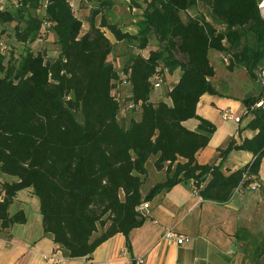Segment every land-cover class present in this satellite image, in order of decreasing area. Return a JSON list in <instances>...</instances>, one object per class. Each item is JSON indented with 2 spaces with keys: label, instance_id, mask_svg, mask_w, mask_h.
Wrapping results in <instances>:
<instances>
[{
  "label": "trees",
  "instance_id": "trees-1",
  "mask_svg": "<svg viewBox=\"0 0 264 264\" xmlns=\"http://www.w3.org/2000/svg\"><path fill=\"white\" fill-rule=\"evenodd\" d=\"M6 1L1 30H12L21 49L13 58L14 49L0 40L6 45L0 49V173L14 178L0 188L2 228L25 222L24 212L10 214L9 206L19 190L32 188L43 232L57 249L68 258L90 257L116 233L130 246V232L148 215L138 205L181 181L191 180L200 197L220 203L239 185L260 181L264 107L251 105L263 90L243 98L247 111L238 122L246 120L238 132L254 135L230 138L212 163L196 160L216 130L197 114L200 97L218 93L210 50L229 54L228 69L242 66L253 80L264 66L259 0H203L209 19L189 13L199 0H127L129 9H140L135 33L114 19V0L93 1L86 29L70 0ZM103 29L137 49L121 71L110 60L114 43ZM49 34L58 46L55 57L41 48ZM176 70L168 100L152 101L153 75L161 73L165 81ZM121 83L129 86L127 101L115 94ZM129 101L140 116L124 124L119 115ZM191 118L198 120L194 130L184 125ZM232 150L251 152L253 159L226 173L223 162ZM151 156L166 178L143 195ZM259 250L264 255V245Z\"/></svg>",
  "mask_w": 264,
  "mask_h": 264
},
{
  "label": "crops",
  "instance_id": "crops-1",
  "mask_svg": "<svg viewBox=\"0 0 264 264\" xmlns=\"http://www.w3.org/2000/svg\"><path fill=\"white\" fill-rule=\"evenodd\" d=\"M134 28L133 32L129 28L124 30L135 33ZM178 77L176 70L166 80L175 83ZM254 90L247 95L256 92ZM224 109L234 110L232 102L220 103L213 94L205 93L198 102L197 114L215 124L212 113L215 111L218 116ZM245 123V119L242 125L237 123L236 131L226 133L220 141H214L215 130L209 144L196 154L198 163L216 161L218 148L225 147L232 137L237 141L252 137L255 131L250 129L238 132V127L242 128ZM197 124L196 118L184 122L193 130ZM215 126L217 128V124ZM155 158L151 156L146 163L147 177L141 186L143 195L166 178L165 168H155ZM252 159L251 152L232 150L222 169L229 173ZM13 179L0 173L2 182ZM263 179L264 157L259 174L261 186L250 189L247 184H242L224 203L203 199L193 191L191 180L181 181L147 200V218L130 232V246L125 235L116 233L102 242L90 257L75 258L66 257L61 249H57L52 237L43 232L39 200H36L32 188H25L16 193L9 206L10 214L22 210L25 222L7 228L0 226V264H136L135 259L139 257L140 264H264V255H259V247L264 245ZM15 200H18L19 207L12 209ZM168 230L183 235L184 241L178 243L175 237H166ZM50 255L60 261L50 260Z\"/></svg>",
  "mask_w": 264,
  "mask_h": 264
},
{
  "label": "rangeland",
  "instance_id": "rangeland-1",
  "mask_svg": "<svg viewBox=\"0 0 264 264\" xmlns=\"http://www.w3.org/2000/svg\"><path fill=\"white\" fill-rule=\"evenodd\" d=\"M83 1V2H82ZM94 0H70L71 4L74 5V8H77L75 10V13L80 16V18L84 19V29L87 26V23L85 22L86 16L89 13L90 5L93 3ZM115 4L112 7L114 19L120 23V26L123 29H128L133 32L135 29V20L136 15L140 12V9L138 7H135L133 9H129L127 5V0H114ZM9 2L6 0H3V4H0V8L4 9L9 6ZM190 14H204L208 17V7L203 2V0H199L198 4L195 7H192L189 9ZM0 25V40L4 41L11 49L13 50V55L17 56L19 54V51L21 48H19L16 45V40L13 37V31L10 30L11 34H8L9 29L5 28L4 30H1ZM105 31V34L110 38V40L114 43L113 51L110 55V60L113 61L114 66L119 71L122 70L123 65L128 57L129 52L136 51V48H130L128 47L124 42L116 41L114 36L106 29H103ZM43 45L41 48H43L46 53L49 55V57H55L58 52V46L55 43V36L54 34H49L46 40L43 41ZM155 42L152 41L150 47H154ZM38 48L37 46H33ZM145 55H147L148 51H143ZM225 54L221 52H216L214 50H210L209 52V58L211 63L214 65L215 68V75L211 78L212 83L214 86L219 90L217 94H213L215 99H217L220 103H225L227 101H231L234 110L230 109L232 113L235 115H240L241 112L244 110L245 105L243 103V98L247 96L249 92H252L253 89H255L253 94L249 95H256L259 94L263 90V86L259 82L258 79V71H256V80H253L246 70L242 66H235L233 69H228L227 64L223 60V56ZM170 78V77H168ZM171 80V79H170ZM169 80V81H170ZM174 83L172 81L168 82V79L163 81L161 83V86L156 91L153 92L151 96L152 101H158V100H168L166 97V91L169 89ZM129 93V86L123 85L122 83L120 85L116 84L115 86V94L118 96L121 100L127 98V94ZM137 107L127 109L126 107L122 108V111L119 115V118L121 121L124 122V124H127L130 120V117L134 115L136 119L139 118ZM212 118L215 124H217L216 128V135L214 138V141H220L226 133H233L236 130V125L238 126L237 122L229 119L223 118L222 114L216 115L215 111L212 113ZM244 123V120L241 122V125ZM151 178H153L151 176ZM264 180V179H263ZM148 183V181H147ZM2 181H0V188H1ZM36 200L38 201L37 196L35 195ZM18 200L14 201V204L12 206V209L18 208ZM101 229L99 228L98 234L100 233ZM96 233V234H97Z\"/></svg>",
  "mask_w": 264,
  "mask_h": 264
},
{
  "label": "built area",
  "instance_id": "built-area-1",
  "mask_svg": "<svg viewBox=\"0 0 264 264\" xmlns=\"http://www.w3.org/2000/svg\"><path fill=\"white\" fill-rule=\"evenodd\" d=\"M258 8H259V12H260V15L264 21V0H259L258 2ZM0 49L2 51H4L6 49V45L2 42H0ZM230 58L231 56L228 54V55H224L223 56V60L226 64H229L230 63ZM258 79H259V82L261 83V85L263 86V91H264V66L261 67L258 71ZM163 76L161 73H155L152 77V81H153V85H154V88L157 89L161 86V83L163 81ZM124 83H126V80H123ZM130 94L128 93L127 94V97L129 96ZM257 106H263L264 107V94L258 99L256 100L252 105H251V108H254V107H257ZM136 108L138 107V105L136 106L132 101H129L128 105H127V109H131V108ZM247 109L246 107L244 108L243 112L240 114V115H235L234 113L231 112L230 109H224L221 114L223 116V118L225 119H229V120H233L235 122H239L240 119H241V115L246 112ZM247 184V187L250 188V189H257L261 186V182L258 181V180H253V181H250ZM242 185V184H241ZM239 185L235 190L234 192H236L237 190L240 189V186ZM193 191L198 194L197 192V189L195 187H193ZM233 192V193H234ZM148 208H149V203L148 201H143L141 202L139 205H138V209L140 211H143L145 213L148 212ZM165 236L166 237H175L177 239V242L178 243H182L184 241V236L183 235H177L174 231L172 230H168L166 231L165 233ZM48 258L54 262H59L60 261V258L58 257H55V256H48ZM135 262L136 264H140L142 262L141 258H136L135 259Z\"/></svg>",
  "mask_w": 264,
  "mask_h": 264
},
{
  "label": "water",
  "instance_id": "water-1",
  "mask_svg": "<svg viewBox=\"0 0 264 264\" xmlns=\"http://www.w3.org/2000/svg\"><path fill=\"white\" fill-rule=\"evenodd\" d=\"M234 248V247H233Z\"/></svg>",
  "mask_w": 264,
  "mask_h": 264
}]
</instances>
